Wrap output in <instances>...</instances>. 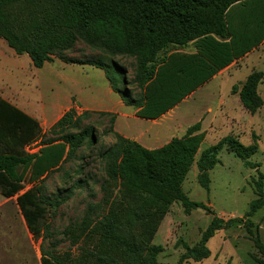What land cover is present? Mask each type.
Wrapping results in <instances>:
<instances>
[{"label":"rangeland","instance_id":"1","mask_svg":"<svg viewBox=\"0 0 264 264\" xmlns=\"http://www.w3.org/2000/svg\"><path fill=\"white\" fill-rule=\"evenodd\" d=\"M59 32L62 41L53 60L42 68L35 67L27 54L18 55L0 37V103L4 101L34 120L12 126L0 116L3 149L35 153L54 139L87 126L99 133L100 141L93 151L84 146L73 149L38 182L25 179L12 197L3 194L9 183L0 185V264H101L100 257H106L103 264H129L120 248L103 242L102 220L109 213H118L124 220L132 210L137 215L151 213L158 220L152 243L164 247L158 255L160 264H178L186 252L182 241L189 247L200 242L212 214L203 209L186 210L180 201H174L162 216V207L151 200L145 188L130 189L111 174L110 160L102 153L115 146L116 137L107 132L110 116L100 115L101 111L117 114L114 129L148 148L184 136L190 126L201 121L202 142L182 189L191 200L207 204L224 219L247 213L250 203L264 192V42L233 64L223 77L203 85L168 114L147 120L135 116V106L122 102L103 69L68 63L60 56L81 62L96 59L110 62L115 58L127 67L129 79L135 74L136 59L115 55L67 29ZM171 48L192 52L194 44ZM254 72L262 74L257 89L261 104L251 113L234 88L239 91ZM71 110L72 118L79 119L81 127L53 128ZM85 111L96 112L85 115ZM230 134L246 146L256 145L257 152L249 159L250 164H245L235 153L223 150L220 162L210 171L211 184L207 190L199 183L197 160L204 149ZM79 178L82 184H77ZM37 189L51 203L39 205L44 214L34 236L17 198L27 193L32 201H37ZM251 220L249 229L236 224L217 232L208 242L210 256L196 264H264V256L255 244L257 237L264 243V207ZM131 228L144 241L145 222L132 220ZM193 263L191 260L190 264Z\"/></svg>","mask_w":264,"mask_h":264},{"label":"trees","instance_id":"2","mask_svg":"<svg viewBox=\"0 0 264 264\" xmlns=\"http://www.w3.org/2000/svg\"><path fill=\"white\" fill-rule=\"evenodd\" d=\"M61 29L78 34L93 45H101L115 55L135 58V74L129 79L127 67L115 58L110 62L101 59L81 62L60 56L68 63L90 64L103 69L112 90L122 102L136 107L135 116L157 120L264 42V0H0V37L18 55L27 54L37 68L53 60L62 41ZM190 42L194 44L192 52L171 48ZM261 82L262 74L254 72L239 91L234 88V92H239L243 106L251 113L261 104L257 92ZM0 104V116L12 126L34 123L8 103L2 101ZM93 112L96 111H85L84 114ZM98 113L110 116L107 132L116 137L115 146L101 152L110 160L114 177L130 189L145 188L151 200L162 207V216L174 201H180L186 210L203 209L213 215L197 245L189 247L182 241L186 252L178 264H190L191 260L196 264L208 258L211 254L208 242L217 232L236 224H243L247 229L251 227V217L264 207V192L250 203V209L243 217L224 219L207 204L191 200L182 189L202 142L201 121L190 126L184 136L148 148L114 129L117 114ZM78 120L72 118L71 110L53 128L63 130L71 125L79 129ZM99 141V133L87 126L54 139L38 152L23 153L4 150L0 131V185H10L3 194L14 196L18 192L17 186L25 179L38 182L48 171L58 167L73 149L84 146L93 151ZM257 148L256 145H244L230 134L204 149L197 160L200 185L210 189V171L220 162L223 150L235 153L245 164H250L249 159ZM76 182L83 183L80 178ZM37 192V201H32L27 193L17 198L34 236L39 232V220L44 214L38 209L39 205L51 203L41 189ZM138 216L145 222L144 241L139 240L131 228L132 220L134 223L140 221ZM158 226V220L151 213L137 215L132 210L124 220L118 213H109L102 220L103 242L120 248L129 264H160L158 255L164 247L152 243ZM255 244L264 256V243L260 237L255 239ZM100 260L103 264L106 257H100Z\"/></svg>","mask_w":264,"mask_h":264},{"label":"crops","instance_id":"3","mask_svg":"<svg viewBox=\"0 0 264 264\" xmlns=\"http://www.w3.org/2000/svg\"><path fill=\"white\" fill-rule=\"evenodd\" d=\"M188 52H190V51H188ZM234 64H235V63H234ZM232 66H233V64H232L231 66L227 67L226 69L222 70L219 74H217L215 77H213V79H211L208 83H210L212 80L216 79L218 76H222V77H223V76H224V73L227 72L228 70H230V68H231ZM208 83H206L204 86H206ZM204 86H203V87H204ZM201 88H202V87H200L199 89H201ZM194 93H196V91H195ZM194 93H192L190 96H192ZM190 96H188V97H190ZM188 97H187V98H188ZM187 98H186V99H187ZM186 99H185V100H186ZM185 100H184V101H185ZM169 112H170V111H169ZM169 112H168V113H169ZM168 113H167V114H168ZM165 115H166V114H165ZM163 116H164V115H163ZM163 116H162V117H163Z\"/></svg>","mask_w":264,"mask_h":264}]
</instances>
